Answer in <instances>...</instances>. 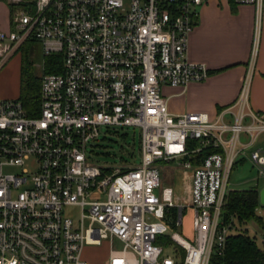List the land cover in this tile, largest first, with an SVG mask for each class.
<instances>
[{"label": "built area", "instance_id": "obj_1", "mask_svg": "<svg viewBox=\"0 0 264 264\" xmlns=\"http://www.w3.org/2000/svg\"><path fill=\"white\" fill-rule=\"evenodd\" d=\"M0 1L13 9L0 71L29 40L62 58L61 72L41 78L37 114L0 99V264H92L84 248L104 242L108 264H210L233 229L222 215L235 164L249 160L264 176V112L249 104L264 0H234L254 7L256 37L237 99L215 118L173 114L163 93L209 77L188 57L205 0ZM103 128H140V163L95 164L88 147ZM177 160L190 173L188 200L154 166ZM71 206L81 221L65 214ZM187 207L192 237L169 235Z\"/></svg>", "mask_w": 264, "mask_h": 264}, {"label": "crops", "instance_id": "obj_2", "mask_svg": "<svg viewBox=\"0 0 264 264\" xmlns=\"http://www.w3.org/2000/svg\"><path fill=\"white\" fill-rule=\"evenodd\" d=\"M255 24V9L251 5L236 4L234 0H205L190 37L188 57L192 62L206 64L209 77L203 82L191 83L185 91L164 87L170 112L207 113L215 118L235 102L253 49ZM5 25L0 22V29H5ZM257 38L258 54L249 104L252 110L264 112V16ZM263 143L259 139L258 145ZM185 174L190 173L184 171ZM263 187L264 184L251 188H257L260 195ZM261 207L259 196L257 214L263 219L260 226L264 227V208ZM261 241L264 244L263 233Z\"/></svg>", "mask_w": 264, "mask_h": 264}, {"label": "rangeland", "instance_id": "obj_3", "mask_svg": "<svg viewBox=\"0 0 264 264\" xmlns=\"http://www.w3.org/2000/svg\"><path fill=\"white\" fill-rule=\"evenodd\" d=\"M8 10L12 12L13 9H10L6 3L0 1V22L3 23V26L6 24L4 28L10 26ZM24 49L27 51L28 62L31 64L34 74L41 78L45 74L42 68L45 59L43 44L37 40L29 41L0 71V99L18 97L19 95L21 56ZM140 134V128H118L115 130L103 128L99 140L88 147V156L95 164L101 167L137 165L141 160ZM263 141L264 134L260 136V142ZM154 166L159 171L162 186H172L179 197H184L185 200H188L190 177L189 175H184L185 169L181 163L177 160L172 162H159ZM28 167L30 172L34 171L31 163L28 164ZM263 184L264 176L259 175L258 170L252 166L249 160L235 164L229 181L230 190H245L256 186L261 187ZM262 207L264 208V205ZM65 214L75 222L81 221L82 210L77 206L68 207L65 209ZM192 219L193 211L187 207L184 209L182 225L171 228L168 234L171 235L173 232H177L188 238L192 237ZM236 223L238 224L237 221ZM237 227L238 230L243 232L247 230L249 235L255 237L257 244L264 248V244L261 241V234H264V227L260 226L259 223L250 221L245 225ZM232 232H237V229L233 228ZM161 239L164 242L166 241L165 237ZM110 248L107 242H104L101 246H86L83 251L84 260L92 264H108ZM122 248L123 244L120 241H113L112 249L119 250ZM164 255L172 256L173 252L171 249H168Z\"/></svg>", "mask_w": 264, "mask_h": 264}, {"label": "trees", "instance_id": "obj_4", "mask_svg": "<svg viewBox=\"0 0 264 264\" xmlns=\"http://www.w3.org/2000/svg\"><path fill=\"white\" fill-rule=\"evenodd\" d=\"M32 41V40H29ZM23 44L20 49L29 42ZM19 49V50H20ZM44 73H59L62 71L61 55L45 57L42 65ZM41 77L36 76L28 62L27 51L24 49L21 56L20 68V92L18 97L26 106L29 114L38 113L40 103ZM141 152V145H140ZM213 150L206 151V155ZM259 190L250 188L245 190H230L227 203L223 210V222H232L233 228L242 226L250 221L262 224L263 219L257 214L259 207ZM177 213L173 209V214ZM238 225H236V221ZM174 228V226H173ZM210 264H264V248L260 247L255 237L237 229V232H230L224 251L215 250Z\"/></svg>", "mask_w": 264, "mask_h": 264}, {"label": "water", "instance_id": "obj_5", "mask_svg": "<svg viewBox=\"0 0 264 264\" xmlns=\"http://www.w3.org/2000/svg\"><path fill=\"white\" fill-rule=\"evenodd\" d=\"M260 202H261L262 205H264V187L260 191Z\"/></svg>", "mask_w": 264, "mask_h": 264}]
</instances>
